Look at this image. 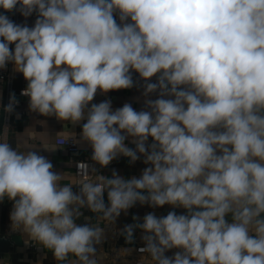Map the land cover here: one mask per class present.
Returning <instances> with one entry per match:
<instances>
[{"label": "clouds", "instance_id": "1", "mask_svg": "<svg viewBox=\"0 0 264 264\" xmlns=\"http://www.w3.org/2000/svg\"><path fill=\"white\" fill-rule=\"evenodd\" d=\"M0 9L36 14L30 27L0 13V69L23 74L30 110L86 121L82 139L101 167L121 155L149 165L127 179L87 167L65 184L47 157L14 149L5 125L0 201L14 202V230L61 264H99L104 229L77 224L81 209L111 224L137 202L171 205L186 213H148L122 230L128 243L142 231L152 264H264V0H0ZM133 73L144 109L90 105L98 91L132 88ZM16 104L12 93L4 111Z\"/></svg>", "mask_w": 264, "mask_h": 264}, {"label": "crops", "instance_id": "2", "mask_svg": "<svg viewBox=\"0 0 264 264\" xmlns=\"http://www.w3.org/2000/svg\"><path fill=\"white\" fill-rule=\"evenodd\" d=\"M0 13L8 15L12 20V12H5L0 9ZM36 18L23 17L18 12V24L27 23L28 26H33ZM155 78H153L154 80ZM134 86L130 89H121L110 91L102 94L99 91L91 103H100L105 100H110L113 109L122 107L125 103H129L132 107L140 111L145 108L143 96V81L139 78L138 73H133ZM26 80L22 73L15 72L14 85L19 86ZM4 84L0 81V104L3 101ZM151 99H155L153 94ZM89 105V106H90ZM13 127L9 133V143L20 150H34L39 154L47 157L54 165L53 170L62 174V183L72 184L74 181V161L83 159H92L91 146L82 139V124L86 121L73 124L70 121L58 120L53 116H44L37 112H33L29 108V99L24 100L22 106L15 111L13 116ZM62 136H72L76 140L78 149L75 152H69L64 146L56 143V138ZM149 138L148 143H151ZM125 144L135 149V144L131 142V138L125 140ZM144 157L139 160L130 162L129 158L118 156L110 162L109 166L104 170V176L111 178L113 170L124 178L133 176L139 177L142 170L149 165L144 162ZM74 192H78L75 184L72 185ZM105 202L107 203V193L104 194ZM5 206L13 201L5 197L2 201ZM83 215L76 220L77 224H93L99 223V226L104 229V238L101 244L97 245V258L99 264H131L134 245L144 243L141 239L143 233L140 229H135L134 238L131 243L126 242L122 230L126 225L142 223L143 217L148 213H154L158 217L166 216L170 211H175L177 214H185L183 208H173L171 205L162 207H151L148 204L141 205L137 202L127 212H121L114 223H106L98 221L99 214L91 212L88 208L81 209ZM133 217H139L134 220ZM230 219V218H229ZM2 236V235H1ZM18 237L17 242H13L7 250L4 245H0V264H61L54 259L51 250L44 249L37 245L35 250H29L28 246L31 241L26 234L21 231L14 233ZM179 249H172L165 253L166 256H173ZM71 259V258H70ZM145 264H152L148 254Z\"/></svg>", "mask_w": 264, "mask_h": 264}, {"label": "built area", "instance_id": "3", "mask_svg": "<svg viewBox=\"0 0 264 264\" xmlns=\"http://www.w3.org/2000/svg\"><path fill=\"white\" fill-rule=\"evenodd\" d=\"M19 7V6H17ZM32 18H36V14L34 13ZM12 20L18 23V11L12 12ZM117 22L118 14H117ZM10 48L14 50V44L10 45ZM14 64L8 63L5 69H0V81L4 84V94L3 101L0 104V131L3 130L5 125L9 128V133L13 127V116L15 111L20 108L24 102V100H28L29 97L22 95V91L27 87V81L21 83L19 86L14 85V76H15ZM14 93L17 104L15 105L14 111L12 113H7L4 111L5 106L8 105L10 100V94ZM56 143L64 146L69 152H75L78 149L76 140L72 136H62L56 138ZM101 167L92 159H83L79 158L74 161V181L76 182L81 178V174L84 173L87 169L95 168V175H104V170L108 167ZM83 178H87L84 176ZM76 188H79V185L75 184ZM13 203H8L5 206L2 205L0 201V237L1 235L4 237H10L14 235V233L19 230H14L12 228L11 220H10V212L12 211ZM145 247V244L137 243L134 245V251L132 256L131 264H145L146 258L148 256L147 253H143L140 251L141 248ZM29 250L33 251L36 248L35 242H31L28 246Z\"/></svg>", "mask_w": 264, "mask_h": 264}, {"label": "water", "instance_id": "4", "mask_svg": "<svg viewBox=\"0 0 264 264\" xmlns=\"http://www.w3.org/2000/svg\"><path fill=\"white\" fill-rule=\"evenodd\" d=\"M18 241V237L17 236H10V237H4L1 236L0 237V245H4V249L7 250L9 248V246L13 243V242H17Z\"/></svg>", "mask_w": 264, "mask_h": 264}]
</instances>
